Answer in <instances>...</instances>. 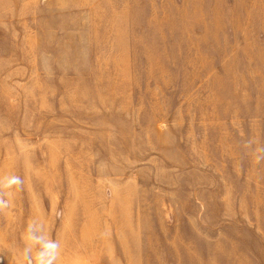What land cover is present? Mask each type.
Listing matches in <instances>:
<instances>
[{"label": "rangeland", "instance_id": "1", "mask_svg": "<svg viewBox=\"0 0 264 264\" xmlns=\"http://www.w3.org/2000/svg\"><path fill=\"white\" fill-rule=\"evenodd\" d=\"M259 148L264 0H0V250L264 264Z\"/></svg>", "mask_w": 264, "mask_h": 264}, {"label": "clouds", "instance_id": "2", "mask_svg": "<svg viewBox=\"0 0 264 264\" xmlns=\"http://www.w3.org/2000/svg\"><path fill=\"white\" fill-rule=\"evenodd\" d=\"M258 152H264V148L257 149ZM264 159V156H257L256 161ZM23 180L19 176L12 175L6 178V181L0 182V187H20ZM10 207L7 199L0 195V211ZM22 239L24 248L20 255L26 261V264H57L61 254V243L59 240L52 239L47 233L44 222L35 218L28 222Z\"/></svg>", "mask_w": 264, "mask_h": 264}, {"label": "crops", "instance_id": "3", "mask_svg": "<svg viewBox=\"0 0 264 264\" xmlns=\"http://www.w3.org/2000/svg\"><path fill=\"white\" fill-rule=\"evenodd\" d=\"M68 251H65L67 253ZM77 253V252H76ZM97 256V255H96ZM14 257L17 259L14 261ZM98 257V256H97ZM88 257L84 252L77 253L76 256H72L69 254V256L64 257V260H58L57 263L59 264H92V262H97L96 264H107V259L104 258V260L94 259ZM92 261V262H91ZM25 264L21 256L14 255L12 250H0V264ZM99 262V263H98Z\"/></svg>", "mask_w": 264, "mask_h": 264}]
</instances>
